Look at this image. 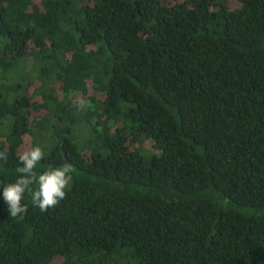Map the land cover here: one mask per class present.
I'll return each mask as SVG.
<instances>
[{"label":"trees","instance_id":"obj_1","mask_svg":"<svg viewBox=\"0 0 264 264\" xmlns=\"http://www.w3.org/2000/svg\"><path fill=\"white\" fill-rule=\"evenodd\" d=\"M33 146L0 264H264V0H0V182Z\"/></svg>","mask_w":264,"mask_h":264},{"label":"clouds","instance_id":"obj_2","mask_svg":"<svg viewBox=\"0 0 264 264\" xmlns=\"http://www.w3.org/2000/svg\"><path fill=\"white\" fill-rule=\"evenodd\" d=\"M78 107L83 109L87 107V103L81 101ZM44 157L45 152L40 146H33L23 151L18 157L22 165L16 169L18 178L6 184L0 182L3 200L8 205L11 218H24L28 211V205L23 203L26 194L32 206L42 213L55 208L66 198V190L70 189L73 183L74 167L70 163H65L38 174L37 165ZM7 160V151L0 150V161L7 162ZM34 184L37 186L35 189L32 187Z\"/></svg>","mask_w":264,"mask_h":264}]
</instances>
